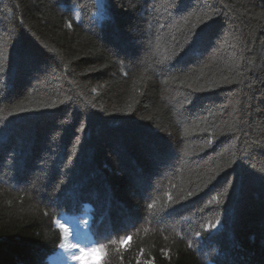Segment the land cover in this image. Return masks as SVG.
<instances>
[{
  "label": "trees",
  "instance_id": "16d2710c",
  "mask_svg": "<svg viewBox=\"0 0 264 264\" xmlns=\"http://www.w3.org/2000/svg\"><path fill=\"white\" fill-rule=\"evenodd\" d=\"M107 4L0 0V264H264V0Z\"/></svg>",
  "mask_w": 264,
  "mask_h": 264
},
{
  "label": "snow or ice",
  "instance_id": "6c2138e0",
  "mask_svg": "<svg viewBox=\"0 0 264 264\" xmlns=\"http://www.w3.org/2000/svg\"><path fill=\"white\" fill-rule=\"evenodd\" d=\"M98 20L100 21H103V22H108L111 20V13H110V10L108 8V4H107V0H99V4H98ZM213 18V15L211 13H206L204 15V17L202 19L199 20L200 23H204L208 20H211ZM190 21L188 19H185L184 20V23H183V26L184 27H188ZM69 27H71V24L68 25ZM197 27V24L193 23L191 24V28H190V31L192 29H195ZM194 35V33H193ZM186 43H195L194 40H188L186 38ZM51 51V50H50ZM166 59L168 60H171L172 57L169 56V57H166ZM0 71H3V66L2 64H0ZM242 75V73L240 72H236L235 76L229 78V77H224L222 80H215L213 79L212 81L209 82L208 84V87L209 88H214V87H217L221 84H233V83H240V80H239V77ZM172 83H175V79H173L171 81ZM182 84H184L185 87L187 88H190L193 92H202L204 91V87L200 84H198L196 81H192V82H189V83H185L184 81H181ZM68 99H71L70 97ZM57 103L59 104H65L66 103V100L64 99H61L59 102L53 100L51 101L50 103H43V104H40L39 105V108H55L57 107ZM88 103H91V101H88ZM237 103H239V101H237ZM225 108L228 107V105H224ZM30 108L29 106L27 105H24V104H21L15 108H13L9 113L8 115L11 116V115H14V114H18V113H23V112H27L29 111ZM32 110H35V109H32ZM127 111L130 113L132 111L131 107H129L127 109ZM81 131H83V128H81ZM191 131H197V132H219V133H225V132H228V133H232V132H235L236 131V127L234 124H229L226 128L223 127V126H220V125H217L215 127H207V126H200V125H197L195 128L193 129H185V135H189V133ZM212 144V140L211 139H208L207 140V143L202 145L201 147V150H203L204 147H210ZM186 156H191L192 155V151L190 148H186L185 149V153H184ZM235 160V154H233V162ZM219 168V165L217 166V169ZM217 169H210V171L212 172H216ZM213 177H209V179H212ZM229 192V187H225L222 192L220 193V197L219 199H217L215 201L216 204H223L224 200H223V197L226 196ZM193 195V192H188V196H192ZM169 200L172 199L171 196L168 197ZM151 207L155 208L156 205L153 204L151 205ZM220 223L219 219L216 220V223L215 224H210L208 227L209 228H216L217 225ZM59 227L62 228L63 225L62 224H59ZM205 230H208V229H205ZM145 232L148 231L147 228L144 229ZM197 235H199V233H197ZM126 239H131V237H126ZM115 243V242H114ZM121 244L124 243L123 240L120 241ZM61 247H63V245H61Z\"/></svg>",
  "mask_w": 264,
  "mask_h": 264
},
{
  "label": "clouds",
  "instance_id": "9594fccd",
  "mask_svg": "<svg viewBox=\"0 0 264 264\" xmlns=\"http://www.w3.org/2000/svg\"><path fill=\"white\" fill-rule=\"evenodd\" d=\"M62 225L63 227L61 229L64 232V239L60 244L59 253L63 254L66 264H87L86 260L82 259L86 251L89 254L97 251L95 242H92L93 238L90 237V243L84 245L80 241L77 242L71 227L65 224Z\"/></svg>",
  "mask_w": 264,
  "mask_h": 264
},
{
  "label": "rangeland",
  "instance_id": "374dc122",
  "mask_svg": "<svg viewBox=\"0 0 264 264\" xmlns=\"http://www.w3.org/2000/svg\"><path fill=\"white\" fill-rule=\"evenodd\" d=\"M98 1V4H99V0H97Z\"/></svg>",
  "mask_w": 264,
  "mask_h": 264
}]
</instances>
